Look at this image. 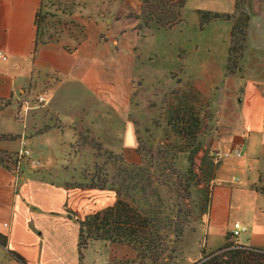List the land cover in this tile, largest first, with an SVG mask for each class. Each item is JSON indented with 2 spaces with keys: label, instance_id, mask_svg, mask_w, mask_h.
<instances>
[{
  "label": "crops",
  "instance_id": "1",
  "mask_svg": "<svg viewBox=\"0 0 264 264\" xmlns=\"http://www.w3.org/2000/svg\"><path fill=\"white\" fill-rule=\"evenodd\" d=\"M186 1L195 13H231L235 3ZM39 4L40 0H0V52L7 57L5 61L0 59V135L9 137L0 140V152L18 153L25 139L32 160L39 162L22 163L19 172L0 165V240L6 242L5 247L0 244V256L5 259L0 264H18L10 252L26 264H92L87 251L80 260L79 221L111 208L117 196L110 190L66 187L70 183L64 179L78 171L75 166L81 165L71 155L74 137L88 129L107 149L115 154L124 153L129 163L138 164V134L133 117L139 120L141 113H137L139 105L134 102L137 97L133 85L135 82L137 89H141L150 81L146 69L157 56L146 58L135 47L138 40L146 39L141 30H136L139 22L130 16L137 11L135 4L132 11L122 6L116 15L110 14L104 20L91 17L84 24L86 39L78 45L70 37H63L36 47ZM245 10L249 21L242 72L226 76L224 65L225 81L222 89L216 90L221 110L214 113L212 102L204 93L187 87L184 90L187 98L191 90L208 101V108L216 116L214 123L221 135L210 148L241 153L240 158L220 161L213 173L214 188L204 214V246L210 234L222 237L224 243L236 222L248 226L236 220L232 211L235 191L248 193L254 216L263 214L264 0H246ZM211 26L224 27L229 38L230 23L214 22L204 29ZM158 31L154 29V33ZM130 36L135 42L133 47L129 45ZM182 61L186 62L185 67ZM188 62L189 57L175 56L174 66L167 71L173 82L172 74L178 68H183L182 78L186 75ZM182 82L175 84L180 88ZM38 89L46 98L41 109L54 116L59 126H51V119L36 133L29 116L24 126L16 114L21 102L41 95L36 93ZM204 154L201 151L200 155ZM56 173L63 178H57ZM235 182L241 183L235 191L226 186ZM240 243L254 248L263 246L264 225H253L250 237Z\"/></svg>",
  "mask_w": 264,
  "mask_h": 264
},
{
  "label": "trees",
  "instance_id": "2",
  "mask_svg": "<svg viewBox=\"0 0 264 264\" xmlns=\"http://www.w3.org/2000/svg\"><path fill=\"white\" fill-rule=\"evenodd\" d=\"M74 0H55L59 5H74ZM101 10L94 19L104 20L111 14L116 4L126 0H92ZM139 3L137 12L131 17L139 22L136 30H171L182 22V10L185 0H135ZM246 0H235L231 13H216L197 10L196 15L200 28L210 23H230V34L227 47L225 75H235L242 72V62L246 50V36L248 29V14L245 10ZM44 0H40L36 14V47L54 42L50 38L43 40L42 24L45 17L41 16ZM80 33L75 38L78 45L86 39L84 26L79 27ZM68 52L67 48L65 49ZM172 96L178 99L177 92ZM183 99V97L181 96ZM167 130L174 137V141L166 135L157 147L147 146L138 138L136 154L140 159L138 164L129 163L124 153L115 154L108 151L102 142L92 137L88 129L75 134L76 142L72 145L71 155L76 157L80 149L89 147L96 159L102 164L94 163L93 175L85 176L87 184H67L66 187L90 188L110 190L117 196L116 203L105 211L87 216L79 221L78 251L80 260L92 242L109 243L119 251L109 254L107 264H169L178 261L179 244L185 237L187 224L192 218V212L183 209L190 199L188 190L192 186L193 178L199 185V174L194 172V155L201 150V141L206 133V125L199 112L189 106L188 98L178 101L175 106L168 104ZM207 114H204V119ZM55 120V119H53ZM57 124L58 121L56 120ZM59 126V124L57 125ZM9 137L0 135V140ZM188 168L185 173L179 172L176 162L180 155H186ZM18 153L0 152V165L13 169L17 163ZM206 160V159H205ZM110 166L109 172L105 167ZM216 166L210 162L205 173L209 180L213 178ZM202 177H205L200 171ZM210 176V177H209ZM264 193V191H262ZM170 195H174V201ZM186 202V203H185ZM202 214L205 209L199 208ZM70 218L74 214L68 212ZM227 234L225 241L230 240ZM234 239V238H233ZM5 247V240H0ZM122 252L123 254H119ZM18 264H26L19 255L10 252ZM202 258L192 264H264V244L254 248L230 242L214 252L201 251Z\"/></svg>",
  "mask_w": 264,
  "mask_h": 264
},
{
  "label": "rangeland",
  "instance_id": "3",
  "mask_svg": "<svg viewBox=\"0 0 264 264\" xmlns=\"http://www.w3.org/2000/svg\"><path fill=\"white\" fill-rule=\"evenodd\" d=\"M126 1L116 4L111 14L116 15L119 8L122 6L128 11H132L133 4H135L138 9L139 3L137 1L132 0V3H126ZM73 3L74 5H59L55 0H44L41 13V16L46 18L44 24H42L43 40H48V38H50L52 41H56L63 37H70L75 43V38H77L80 33L79 27L82 25L85 26V22L89 21L91 17L95 18L98 11L101 10V8H98V4L92 0H74ZM141 32L142 35L146 36V39H140L135 43L133 41V36H130L132 41V43H129L130 47H133L135 43V47L140 50L146 58H154V56H157V60L153 64H148L149 69H146V78L150 81H146L143 88L137 89L136 83L134 82L133 90L137 97L134 102L136 105H139V111L137 113H141V117L139 120L133 117V120L137 126V141L139 138L144 144H147V146L157 148L163 142L166 135L170 138V141L176 140L166 128V118L169 109L168 104L175 106L178 104V101H183L186 95L184 93L186 87L187 89L193 88L199 93H204L207 98L209 97L212 102L214 113L221 110V107L217 105L219 94L216 95V90H221L222 83L225 81L224 65L227 58L229 32L224 29V27L211 26L205 29L200 28L194 7L187 1L182 10V22L179 25L167 31L160 30L154 33V29H142ZM175 56H180L182 58L183 56L189 57V62L187 63L188 70L186 75L182 78L183 68H178V70L172 74L174 78L173 82L171 77L167 74V71L174 66ZM201 63H203V66H200ZM181 64L185 67L186 62L182 61ZM181 80H183V82L182 86L179 88L175 83ZM178 84L179 83H177V85ZM172 92H177L180 98L178 99V97L172 96ZM36 93L43 94L41 89H38ZM188 93L190 97H188L189 106L199 112L203 119V125H206L207 131L200 139L202 146L201 150L194 155V172L199 174V185H197V187L193 186L197 181V179L193 178L192 186L188 190L190 199L186 201L187 204H185L183 208L184 210L187 209L192 212V218L187 224L184 240L179 244V260L177 262L171 261L169 264H192L202 258V250L208 254L230 242L241 241L245 243L246 239L251 235L253 225H264V206H262L263 214L259 217H256V215L254 216V214L250 212V209L254 205L251 203L248 193L244 191H235V188L239 187L241 183L235 182V185L228 183L226 186L231 187L232 190L236 192L235 199L231 201L232 211L236 220L248 225L246 226V232L241 233L238 239L230 238V240L224 243H222V237L212 236V234H210L211 237L209 236L207 238V246H204V214H202V211H199V208L207 211L210 195L214 188L211 182L212 180H210L209 183L207 182L209 178L205 171L210 162L217 166L212 160V153L215 150H212L210 147L215 138L220 134V130H218L219 126L214 123L216 116L208 108V101L202 99L195 91L188 90ZM32 98H34V96H32ZM41 108L30 111V115L28 114L31 125L36 133L41 132V130L47 126V122L54 119V116ZM204 114L208 115H206L207 117H205V119ZM50 125L57 126L58 124L55 120H52ZM73 142H76L75 137ZM102 144L105 147L103 142ZM204 147L207 148L205 151L203 149ZM105 149L110 151L106 147ZM80 150L75 160H78L81 165L80 167H74L78 169V171L64 179L70 184H87L88 181L86 182L83 180L81 173L87 177L91 176L93 175L94 163L102 164V160L96 159L91 148L84 147ZM201 151L205 153L202 156L200 155ZM186 156L187 154L180 155L177 159L176 168L179 172L185 173L187 171L188 163L186 161ZM23 164H25V162H23ZM37 168L39 169V166H36V169ZM105 168L109 172L111 171L110 166ZM200 171H202L205 177H202ZM56 174L55 176L57 178H63L62 174ZM170 196L172 198L170 200L171 203V201H174V195ZM261 205H264V201ZM85 251H87L89 260L93 262L92 264H104V261L109 262V254L112 251H119V249L109 243L92 242L89 243ZM119 254L123 253L119 252ZM0 261L5 262V259L0 256Z\"/></svg>",
  "mask_w": 264,
  "mask_h": 264
},
{
  "label": "built area",
  "instance_id": "4",
  "mask_svg": "<svg viewBox=\"0 0 264 264\" xmlns=\"http://www.w3.org/2000/svg\"><path fill=\"white\" fill-rule=\"evenodd\" d=\"M0 59L5 61L7 57L2 52H0ZM45 105H46V98L42 94L32 98V100H25L21 102V104L18 107V111L16 114L17 118L25 126L30 111L39 109L41 107H44ZM240 156L241 153L239 150H230L227 152L214 151L212 153V160L215 164H218L220 161L224 159L240 158ZM23 162H28L31 165H39L38 161L32 160L31 150L26 148L25 139L22 141L21 149L19 150L17 155V163L13 165V171L19 172ZM4 226L8 227L7 224H5ZM245 232H246V228L242 226L241 223L236 222L232 225V229L229 234L231 235L232 238L238 239L241 233H245Z\"/></svg>",
  "mask_w": 264,
  "mask_h": 264
}]
</instances>
